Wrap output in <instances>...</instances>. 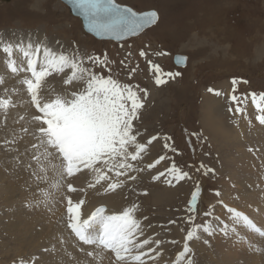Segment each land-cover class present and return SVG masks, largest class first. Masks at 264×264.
Masks as SVG:
<instances>
[{"label": "rangeland", "instance_id": "1", "mask_svg": "<svg viewBox=\"0 0 264 264\" xmlns=\"http://www.w3.org/2000/svg\"><path fill=\"white\" fill-rule=\"evenodd\" d=\"M116 2L137 11L155 9L159 15L158 21L139 36L124 41L103 40L86 33L80 19L72 15L68 6L61 0H0V39H3L6 31H10L13 38H21L24 37L18 36L21 31L24 35L32 36V31L44 28L45 42L54 43L58 53L63 51L67 54L78 49L85 58L98 56L101 59H104L106 54L107 65H93L86 61L84 66L98 75L107 77L111 74L121 84H131L147 91L146 97L143 92H139L144 106L138 111L135 122L133 121L134 130L139 132L138 142L145 143L147 148L140 159L130 161L140 171H130L127 176H135L136 179L129 180L127 176L118 178L124 180V184L121 185L122 202L136 204L138 207L140 205L138 208L140 216H151L159 220L167 231L174 225L182 228L183 233L187 234L194 225H203L212 221L215 214L228 212L229 205H224L222 210L218 208L219 205L217 206L226 189L230 190L231 204L240 205L234 202L235 200L240 202L238 193L243 186L250 189L247 186L250 185L248 183L250 178L246 177L248 170L242 165L241 168L246 172L243 175L240 168H237L243 160V164H250V161L246 160L254 157V168L261 173L263 171V175L258 174L256 178L259 180L264 178V168L259 167L263 159L255 140L254 143L242 141L247 152L252 149L247 153V157L235 146L232 148L233 154L229 155L223 138L209 130L205 118L211 114L205 110L206 95H210L212 102L214 100L212 107L225 101L226 108L228 106V110L230 108L233 110L229 111L231 116L246 114L252 119L258 115L249 94L264 92V0H116ZM194 36H197L195 37L197 40ZM141 50L146 53L145 56L140 55ZM175 54H184L188 57L186 66L179 67L173 62ZM0 61V65L6 62V54L2 51ZM149 61L159 65L164 72L178 71L181 75L169 79L164 85L157 86L154 82L155 73ZM3 65L5 70L0 68V75L4 77L5 83L0 85V96H4L3 89H8L10 98L16 103L15 97L19 94L12 91V82L15 83L22 78H15L16 76L6 68V64ZM70 75L71 70L66 69L64 73H52L50 75L52 78L50 76L46 78L44 83L49 86L53 98L55 96L53 93L57 90V94L61 90L71 93L78 92L84 87L76 81L67 82ZM233 78L237 79L235 91ZM11 79L13 81H10ZM210 88L213 91L210 92L208 90ZM152 90H157L156 101H150ZM232 95L238 97V102L230 100ZM24 97L20 102L30 101L29 94ZM237 103L245 109L244 112L236 113ZM22 104L28 105L26 111H30V107L33 106L30 103ZM248 107L254 110V117L248 114ZM24 115L26 113L21 114ZM244 132L246 131L242 133ZM153 136L157 137L156 140L148 144V140ZM244 137L247 136L242 135L243 139ZM235 141L236 139L228 140L231 145H234ZM165 144L168 145L167 148ZM162 155L165 159L155 164ZM149 164L155 166L148 168ZM173 164L182 171H187L190 178L176 182L166 171ZM208 168L214 169V172L205 174ZM160 172H164L165 175L154 180L153 177ZM245 178L247 181L244 183ZM169 179H172V184L167 183ZM197 182L202 189L201 197L197 202L196 211L189 213L188 200ZM258 183V189L262 190L264 180ZM216 191H219L221 196L217 197ZM0 208L5 209L2 203ZM210 209L213 215L204 216L203 213ZM189 215L194 216L193 221H188ZM173 220L176 223L171 225L169 221ZM12 227L13 225L5 233H2L0 228V234H3L2 238L0 237V264H18L21 259L26 262V256H29L27 247L22 248L23 253L16 254ZM4 240L8 245L3 250ZM188 243L194 253L188 255H192L194 264L207 262L204 255H208L195 247L193 241ZM174 245L173 251L178 250L179 253L184 246L177 240ZM176 258V264H186V257L179 261Z\"/></svg>", "mask_w": 264, "mask_h": 264}, {"label": "snow or ice", "instance_id": "2", "mask_svg": "<svg viewBox=\"0 0 264 264\" xmlns=\"http://www.w3.org/2000/svg\"><path fill=\"white\" fill-rule=\"evenodd\" d=\"M70 2L87 20L89 30L97 36L123 40L125 37L138 35L158 21L156 11H134L131 7L117 3L116 0H70ZM14 50L23 54V58L19 61L13 58ZM41 50L43 58L39 62L38 70L37 55ZM0 51L6 54V68L12 74L18 75L23 71L31 74V78L25 76L17 81L18 85L26 87H16L12 91L17 94L26 91L30 95V101L21 103L34 105L40 114L30 116L26 113L20 116L19 120H12L13 125L23 122L19 129L10 128L8 126L9 109L15 107V104L10 98L9 90L3 89L4 96H0V131H5L6 136L11 137L10 139L5 138L3 145L9 151L17 152L15 157L17 162L23 163L37 181H48V173L52 172L54 177L50 187L53 190H59L69 178H75L77 174H81L91 177L88 188H96L104 182L106 183L104 191L107 192L116 190L124 183L118 179L119 177L127 176L130 171H140L130 161L140 159L146 152L147 146L145 143L138 142L139 132L134 130L133 121L138 111L144 106L139 92H143L146 97L147 91L131 84H121L111 74L107 77L98 75L84 66L86 61L93 65H107L106 54L104 59H101L98 56L85 58L78 49L67 54L63 51L57 53L40 41H33L30 35L27 38L21 37L18 41L0 39ZM140 55L145 56L146 53L141 50ZM184 59V57H178L177 63H183ZM121 63L123 64V61ZM149 65L155 73L154 82L157 86L164 85L169 79L181 75L178 71L164 72L159 65L152 64L151 61ZM66 69L71 70L67 82L76 81L84 87L78 92L46 98L42 94L46 78L52 73H64ZM244 82L247 83V81ZM4 83V77L0 75V85ZM232 84L233 91H235L236 78H233ZM208 90L213 91L211 88ZM249 95L260 113L255 118L261 125H264V92L259 94L252 92ZM230 100L238 102V97L232 95ZM229 111L232 109L230 108ZM235 111L242 113L245 109L237 103ZM156 138V136L151 137L148 144ZM22 141L25 143L23 152L12 147ZM165 147L167 148L168 145L165 144ZM164 159L163 155L160 156L155 164H159ZM154 166V164H149L147 167L153 168ZM166 171L176 182L190 178L187 171H182L175 164ZM112 172L115 173L117 179L109 182L113 180L109 176ZM207 172H214V169L208 168L205 174ZM164 175V172H160L153 179L158 180ZM127 178L136 179L135 176H127ZM167 183L172 184V179H169ZM67 190L68 192L77 191L71 182H67ZM201 191L199 182H197L188 201L187 211L189 213L196 211ZM43 195L47 208L52 193L44 192ZM215 195L219 197L221 193L216 191ZM55 202L53 199L52 203L55 204ZM220 203L223 201L221 200ZM83 204L82 199L74 203L71 197L67 198V227L74 234L76 238L73 242L74 246L81 253L80 258L67 253L75 264H147L145 257L152 264H158V261L162 259L161 246L168 242L152 237L139 240L145 229L141 220L136 216L138 210L136 204L111 214L108 213L106 206H98L87 218L81 219ZM228 212L232 214L231 227L225 224L217 229L211 222H208L203 225H194L188 230L183 249L176 258L177 261L186 257V264H194L192 258L194 253L188 241L201 239L202 233L210 236L217 232L224 236L234 234L240 241H243L245 237L241 236L237 228L239 225L264 238V226H258L248 215L234 208L229 207ZM203 215L211 217L213 212L210 209ZM187 219L193 221L194 216L189 215ZM169 223L175 224L176 221H169ZM59 242L66 243L63 238H60ZM204 243L207 244L208 241L205 240ZM151 244H154L156 248L151 247ZM85 246H89L91 250ZM145 246H149L147 252L143 251ZM189 253L192 255H188ZM18 264H26V262L21 259Z\"/></svg>", "mask_w": 264, "mask_h": 264}, {"label": "bare ground", "instance_id": "3", "mask_svg": "<svg viewBox=\"0 0 264 264\" xmlns=\"http://www.w3.org/2000/svg\"><path fill=\"white\" fill-rule=\"evenodd\" d=\"M43 29L44 28H38L35 31H32L33 35L31 37L33 41H40L43 43V45L50 47L51 49H53L58 53V50L57 49L55 50L56 47L54 46L56 45L54 43L51 42L48 44L47 42H45L44 39L45 30L43 31ZM3 35H4L3 36L4 41H10V40L18 41L20 39V38H13L12 33L10 31H6V33ZM18 36H24V38L28 37L26 34L25 35L23 34V31H21ZM195 37L197 36H194V38ZM195 39L197 40V38ZM215 44L217 43L215 42ZM73 51L74 50H72V52ZM13 56L14 59H17L18 61L21 58H23V54L20 53L18 50H14ZM42 58H43V51L41 50V52L37 55V59H39L40 62ZM39 62L37 64L38 67H39ZM3 64H6V62L4 61L0 65L1 70L4 71L5 65ZM24 67L26 68V63L24 64ZM15 76H16L15 78H24L25 76H29L28 78H31L30 72H26V71L20 72L18 75ZM12 79L10 81H13ZM12 84H13L12 89L16 87H23L18 85L17 82L15 83L12 82ZM153 86L156 85L153 84ZM156 91L152 90L150 101L152 100L156 101L157 99ZM57 92L53 94L56 96ZM20 93L22 96L20 95ZM20 93L18 96L15 97L16 98L15 100L17 101L16 103H14L15 107H12L13 110L9 111L8 126L10 128H16V129L20 128L18 126L20 123L23 122L21 121L20 123L13 125L12 120L14 119L19 120L22 113H27L30 116H35L37 114H40L38 113V110L35 108L34 105L31 107L29 106L30 111H26L28 105L27 104L23 105L20 101L22 100V97H24L23 95H25L24 98H26L28 94H26L25 91H22ZM63 93L69 94L68 92H63L61 90L57 95H65ZM42 94L46 98L49 97L53 98L52 92L50 91V88L47 85V83H44V91ZM217 102H219V100ZM212 103H214V100L212 102V100L210 99V95H206L205 110L206 112L211 113L205 117L207 120L206 125H208L209 130H212L217 135L219 134L218 137L223 138V142L227 146L226 152L228 151L229 155H231L232 148L233 146H235L237 149H239L240 152H243L245 157H247L248 155L247 153L249 152V150L247 152V150L245 149L246 146H243L242 141L243 142L250 141L254 143L255 140L256 144L259 145L260 151L258 152L261 153V157L263 159L262 164L259 165V167L262 166L264 168V125H261L258 122V120H256L255 118L256 116L254 117V110L251 109L250 107L247 108L248 114H251L254 117L252 119H249L250 115L248 116L246 114H243L245 116H239L237 114L231 116L229 114L230 112L228 110V106L227 108L225 106V101L221 102L222 104H219L215 107L211 106ZM258 114L260 113L258 112ZM243 131H246L244 132L245 134L242 133ZM242 135L247 137H244L243 139ZM5 138L10 139L11 137L6 136L5 131H0V205L2 203L5 208V209L0 208V228H2L3 231L2 233H5V231L8 228H10L11 225H13L12 228L14 229V234H13L14 236L12 238L15 240L13 242L14 248L16 250V254L18 255L19 253H23L22 250L23 247H27L26 250L29 256L28 255L26 256L27 258L26 264H75V261L67 253H72L77 258L81 257V253L79 252L78 248L74 246L73 243L76 240V238L74 234L71 233V230L67 227L68 214L66 212V207H67L68 197H71L74 203L78 202L81 199L84 200V204L81 207V219L87 218V216H89L91 212H93L98 206H106L108 213L111 214L113 212H119L124 208L133 205L131 203L124 204V202H122V193H121L122 186L118 187L116 190H111L105 193L102 191H104V188H106V186L103 189L102 187L106 185V183L102 182V184L97 185L96 188L90 189L88 188L87 185L91 177L84 176L81 174H77L75 178H69L68 181H66L60 187L59 190H53L50 187V185L53 182L54 174L52 172L48 173L49 175L48 181H37L35 177H33L31 171L27 170L23 163L17 162V160L15 159V157L17 156V152L9 151L4 145H1ZM25 139L27 140V137ZM235 139L236 141L234 145H231L230 142H228V140L233 141ZM12 147H16L19 149L20 152H23L25 143L22 141ZM224 151L225 150H223V152ZM148 155L149 157L151 156V154L149 153ZM246 161L248 162L250 161V164H248L247 162H246L247 164H243L244 160L243 162H241L240 160L239 161L241 162L240 166L238 165L237 168H240V171L243 172V175L246 174L247 172L246 177L250 178L248 183L250 185H254L255 187L250 185H247L250 187V189L247 188L246 186L242 187V189L238 193V198H240V202L238 200H237L238 202L236 200L234 201L235 203H239L241 206L240 205L236 206L235 204H231L230 202L231 200H229L231 199L229 193L230 190L226 189L225 190L226 192L224 191L223 195L221 196V199H219V203H217V206L219 205L218 208L220 210L224 209V205H229L231 208L240 209L238 211L248 215L251 219L254 220V222L258 224V226H264V188L260 190L257 187V184H259L258 182L264 180V178L263 179L260 178V180L256 178L258 174L262 176L263 171L261 173L260 170L254 168V161H255L254 157H251L250 160H246ZM236 163H238V160ZM242 165L244 169L248 171L244 172V170L241 168ZM109 176L113 178V180L109 182H114L115 179H117L115 178L114 172L109 173ZM2 179H4L5 182ZM121 180L124 181L122 178ZM246 181L247 178L243 180L244 183ZM67 182H71L73 184V187H75L77 191L68 192ZM44 192L52 193V197L48 201L47 208L45 207V203H44V195H43ZM53 199L56 201L55 204L52 203ZM221 200L223 201V203H220ZM37 202H39L38 206H37ZM139 212L140 210H137L136 216L138 219L141 220V224L145 229L143 235L139 237V240L142 241L143 239L152 237L153 239L159 238L167 241L168 243H165L161 246V248L163 249L162 259L158 261V264H176L175 257L178 256L179 252L178 250L176 252L173 251L175 243H171V241L177 240L182 245L185 243L184 241L186 234L183 233V231L181 230L182 228L173 225V227L167 231L165 230L164 226L162 227L161 226L162 224L158 222L159 220H156L151 216L150 217L148 216L144 217V215L140 216ZM231 220H232V214L229 212H225V214H220V213L215 214L212 221L210 222L212 223L214 228L218 229L225 224H228L229 227H231L232 226ZM237 228L238 230H240L241 236L245 237L243 241H240L239 238L235 237L234 234H230L229 236H224L220 232H217L215 235H211V236L208 235L207 233H202L201 239L193 240V245L198 249H200L201 252H204L205 254L208 255V256L204 255V257L207 258V262L205 263L196 262V264H264V238L260 237L258 234L251 233L249 230H245L241 228L239 225L237 226ZM2 236L3 234H0L1 238ZM60 238H63L66 241V243L61 244L59 242ZM207 238H210L211 240L208 241ZM205 240L208 241L207 244L204 243ZM7 245H8L7 241L4 240L2 242L3 250L7 247ZM249 245L251 246L249 247ZM150 246L156 248L154 244H151ZM85 247L89 248V246H85ZM148 247L149 246H145L143 251L147 252ZM45 249H47V251H44ZM89 250L91 249L89 248ZM25 253L26 252H24V254ZM151 255H154V253H151ZM145 260L147 264H152L151 261L147 260V257H145Z\"/></svg>", "mask_w": 264, "mask_h": 264}, {"label": "water", "instance_id": "4", "mask_svg": "<svg viewBox=\"0 0 264 264\" xmlns=\"http://www.w3.org/2000/svg\"><path fill=\"white\" fill-rule=\"evenodd\" d=\"M62 2H64L67 6H68V8H69V10H70V13L72 14V15H74V16H77L79 19H80V21H81V23H82V27H83V29H84V31L86 32V33H89V34H91V35H93V36H95L97 39H103V40H115V41H124V40H126V39H129V38H132V37H136V36H139L142 32H144L146 29H148V28H150V27H152V26H150V27H148V28H146L144 31H142L141 33H139L138 35H136V36H132V37H125L123 40H116V39H114V38H111V37H107V36H97L95 33H93V32H91L90 30H89V28H88V26H87V20L84 18V16L83 15H81V13L79 12V10H77L74 6H73V4L70 2V0H61ZM122 5V4H121ZM123 6H128V5H123ZM128 7H130V6H128ZM133 9V8H132ZM134 11H136L135 9H133ZM156 11L155 9H149V10H144V11ZM157 12V11H156ZM158 13V12H157ZM158 17H159V15H158ZM178 57H184L185 59H184V61H183V63H177V58ZM187 61H188V57L186 56V55H184V54H175L174 56H173V62L177 65V66H179V67H184V66H186V64H187Z\"/></svg>", "mask_w": 264, "mask_h": 264}]
</instances>
